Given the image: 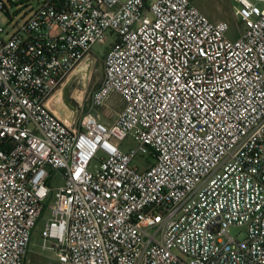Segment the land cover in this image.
Returning <instances> with one entry per match:
<instances>
[{"label": "built area", "instance_id": "1", "mask_svg": "<svg viewBox=\"0 0 264 264\" xmlns=\"http://www.w3.org/2000/svg\"><path fill=\"white\" fill-rule=\"evenodd\" d=\"M231 1L234 40L189 0H0V264H31L53 194L57 264H264V0ZM112 36L91 103L124 108L60 118L50 102Z\"/></svg>", "mask_w": 264, "mask_h": 264}, {"label": "rangeland", "instance_id": "2", "mask_svg": "<svg viewBox=\"0 0 264 264\" xmlns=\"http://www.w3.org/2000/svg\"><path fill=\"white\" fill-rule=\"evenodd\" d=\"M25 1V0H24ZM33 7L37 6L40 0H29ZM199 11H201L211 22L225 21L229 25L228 37L232 40L238 38L240 31L244 29L243 23L234 16V5L230 0H189ZM0 18V23H2ZM26 22V18L18 16L14 20L10 21L11 26L19 24L23 26ZM6 24V23H5ZM9 27V26H7ZM110 36V35H109ZM108 36V37H109ZM115 37L112 36L104 44H96L91 50V58L93 59L90 66L87 67L86 62L80 64L78 70L75 71L76 81L73 84L71 91V97L76 105L73 109L72 120H78L85 114L100 113L102 116V122L105 124L110 123L114 120L119 112L124 108V101L118 94H113L102 106L93 107L91 103V97L93 92L100 86L104 77V55L110 47V42L114 41ZM73 75V74H72ZM72 79V78H70ZM54 103L61 106L67 112L69 109L62 100V95L59 94L54 99ZM71 111V112H72ZM136 144L132 138H127L122 143L123 149L134 148ZM147 158L137 157L133 161L134 166H141L145 168L147 166ZM150 160V159H149ZM99 161H94L93 167L97 168ZM64 185L61 176L54 173L51 180L50 186L55 191ZM54 202V194L52 199L48 201L47 208L44 212V216L38 221L36 227L33 230L31 243H30V254L28 260L32 264H57L56 254L54 251L43 248L42 230L45 223L51 216L52 203ZM241 232L240 228L233 227L230 229V233L233 236H239Z\"/></svg>", "mask_w": 264, "mask_h": 264}, {"label": "crops", "instance_id": "3", "mask_svg": "<svg viewBox=\"0 0 264 264\" xmlns=\"http://www.w3.org/2000/svg\"><path fill=\"white\" fill-rule=\"evenodd\" d=\"M230 2L235 6V4L230 0ZM92 58L91 56L85 61L86 64H87V67L90 66L91 62H92ZM78 70V69H77ZM76 70V71H77ZM75 72L73 73V75L70 77V78H74L75 77ZM69 78V80H71ZM61 95H62V91H61ZM58 96V95H57ZM56 98V97H55ZM54 98V99H55ZM54 99L50 102V109L55 113L57 114L60 118L66 120L67 122L71 123L73 120H72V114L73 111L70 110V112H67L66 110H64L61 106L57 105L56 103H54ZM72 111V112H71ZM31 252V251H30ZM29 256V255H28ZM28 260V259H27ZM29 263H31L29 260H28ZM32 264V263H31Z\"/></svg>", "mask_w": 264, "mask_h": 264}, {"label": "water", "instance_id": "4", "mask_svg": "<svg viewBox=\"0 0 264 264\" xmlns=\"http://www.w3.org/2000/svg\"><path fill=\"white\" fill-rule=\"evenodd\" d=\"M76 78L69 80L62 89V100L63 103L71 110L75 109L76 105L71 97V91Z\"/></svg>", "mask_w": 264, "mask_h": 264}]
</instances>
